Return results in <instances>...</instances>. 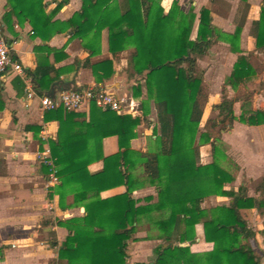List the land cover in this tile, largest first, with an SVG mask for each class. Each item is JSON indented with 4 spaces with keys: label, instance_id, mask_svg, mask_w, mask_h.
<instances>
[{
    "label": "trees",
    "instance_id": "obj_1",
    "mask_svg": "<svg viewBox=\"0 0 264 264\" xmlns=\"http://www.w3.org/2000/svg\"><path fill=\"white\" fill-rule=\"evenodd\" d=\"M10 1L18 4L21 14L42 39L48 38L45 32L50 28L52 35L69 31L72 38L78 39L97 85L111 76L113 68L110 59L90 62L100 53L104 30L108 52L114 56L131 50L129 64L142 78L132 87L133 98L140 99L136 115L102 111L93 102L87 114L58 108L44 115L45 121L58 123L56 139L49 141L59 178L53 193L59 196L60 204L68 192L73 196V205L84 208L82 217L58 221V226L68 234L54 264H126L128 244L135 241L137 223L152 211L168 214L156 226L159 238L166 244L153 250L152 262L139 264H170L165 257L182 264H260L249 243L253 232L240 211L264 207V176L256 188L261 194L259 198L247 197L242 186L237 191L225 189L233 181L232 174L216 160L200 164L195 144L198 134V145L210 144L214 153L211 131L224 132L234 121L249 126L264 124L262 109L242 110L234 117V102L238 101L242 109V99L248 97L231 99L224 89L220 103L213 107L216 118L209 119L204 131L199 132L207 86L197 61L219 39L226 41L233 53H240L235 47L239 30L232 35L220 33L211 25L208 8H201L196 17L191 10L182 11L177 0H173L167 12L159 0H81L80 9L69 20L50 26L41 0ZM195 20V36L191 38ZM255 24V48L264 50V4ZM46 61H39L32 72L26 71L38 94L65 71L54 69ZM253 73L248 57L238 55L224 87L250 86L245 78ZM151 102L155 113L152 135L157 150L135 151L130 142L138 127L149 125ZM108 137H116L118 151L105 157L102 141ZM98 161H102V169L90 173L88 166ZM137 167L142 170L140 179L134 174ZM145 185L156 189L155 204L138 205L139 200L132 197L135 190ZM119 186L125 187L124 193L100 197L101 192ZM210 196L226 197L230 202L201 209L203 200ZM143 200L149 203L152 197ZM199 223L204 240L213 244L212 251L198 255L189 247L172 246L173 242L192 244L195 225ZM261 234L264 237V229Z\"/></svg>",
    "mask_w": 264,
    "mask_h": 264
},
{
    "label": "crops",
    "instance_id": "obj_2",
    "mask_svg": "<svg viewBox=\"0 0 264 264\" xmlns=\"http://www.w3.org/2000/svg\"><path fill=\"white\" fill-rule=\"evenodd\" d=\"M36 1L39 3V0ZM62 1L41 0L43 15L49 19V26L56 22L69 20L81 7V0H66L58 7ZM183 1L177 0L178 5H181ZM195 1L199 2V0ZM200 1L203 2L204 0ZM217 1L231 5L237 2L243 6L240 15H237V12L232 7L229 12H225V15L218 14L220 15L218 16L220 23L215 20L212 23V18L215 15L205 5L200 6L195 14L198 17L201 8H208L211 14V25L219 30L220 33L232 35L237 29L239 30L235 47L241 52L237 54L231 53L234 56V61L221 84V101L224 89L227 92V97L231 98L228 95V90L232 87H224V82L231 75L238 55L246 56L249 52H264V50H256L255 48V23L259 19L260 7L264 4V0H209L210 4H214ZM172 2L173 0H159L160 6L165 12L169 10ZM17 6V3H11L10 0H0V28L3 39L8 46L10 57L19 62L25 72H32L39 61L44 62L46 60L54 69L65 70L57 80L41 91V95H49L51 93L57 95L63 90H81L92 87L104 91L103 82L99 85L95 83L91 70L85 62L87 53L81 49L78 39L72 38L69 31L52 35L50 34L51 28L46 31L48 33L45 32V36L49 34L48 38L42 39L38 34L39 32L32 27L28 19H25V16L21 14ZM225 17L227 20H224ZM196 24L197 20L195 28ZM247 35L249 47L246 46L248 53H245L242 50L243 48L245 49L242 41L244 37L247 38ZM220 42L223 41L216 40L210 47ZM227 46L230 47L229 44ZM54 51H57L58 54L57 52L54 53ZM204 56L197 61L202 73L203 70L200 64ZM128 57L129 53L126 51L114 56L108 52L107 32L104 30L100 39V53L91 58L90 62L96 63L104 59L112 60V73L117 71V78L120 80L123 77L124 84L127 85L134 78L139 80V77L136 76L129 64ZM248 63L254 72L249 75V78H245V81L250 84V79L257 76V71L250 61ZM69 67H72L73 70L68 71ZM28 76L33 83V78L30 75ZM203 80L206 83L204 73ZM260 83L259 87L262 88L264 79ZM131 87H127L126 92L120 95L119 100L129 94ZM244 87L236 86V89H243ZM238 105L241 113L240 103ZM77 112L87 114L88 107H83ZM45 113L46 111H42L39 106L38 97L31 99L26 97L25 83L20 76L10 71L0 75V249H2L0 264H54L57 260L60 244L68 234L65 228L58 226V221L79 218L84 215L82 206L73 205L72 194L65 192L64 198L59 204V196L53 193L54 188L46 187V169L37 161L36 153L44 145L41 137H47L48 140L56 139L58 123L56 121H45ZM153 120L155 121V113ZM245 126L253 129L260 127ZM258 140V138H255V141ZM134 142L135 140L130 142L131 149L138 151V149L134 148ZM117 151L116 137L103 139V156L113 155ZM255 163H258V160L252 155L247 158L245 166L250 165L253 168L252 165ZM102 166V161H98L89 165L88 170L90 173H95L100 171ZM263 176L261 175L260 178ZM239 187L236 189L225 187V189L237 191ZM256 188L257 185L254 188V195L249 196L246 193L245 195L251 198H259L261 194ZM146 191L148 193L141 198L140 193ZM124 192L125 187L119 186L101 192L100 197L108 198ZM146 196L152 197V201L149 203L144 202L143 198ZM132 197L139 200L138 205L155 204L157 202L156 189L148 185L135 190ZM214 198L210 196L204 199L200 208L209 210L217 206L228 205L230 202L229 198L217 197L222 200L229 199V201L227 204L221 205H216L212 203L213 201L208 203ZM248 211L264 218V207L240 211L247 227L253 232V236L249 240L252 251L257 256L259 263L264 264V237L261 234L264 225L255 233L249 227L244 216V213ZM167 215L166 211H152L150 214L140 218L137 223V232L134 235L135 241H131L128 244L126 264L149 263L154 260L153 250L166 244L164 240L159 238L160 233L156 226L160 220L167 218ZM142 225L150 229L152 236H147L139 228ZM195 236V241L192 244L187 242L177 244L173 242L172 246L189 247L192 253L198 255L212 251L213 244L204 240L201 223L195 225ZM165 259L170 264H182L180 260L170 259L169 257H165Z\"/></svg>",
    "mask_w": 264,
    "mask_h": 264
},
{
    "label": "rangeland",
    "instance_id": "obj_3",
    "mask_svg": "<svg viewBox=\"0 0 264 264\" xmlns=\"http://www.w3.org/2000/svg\"><path fill=\"white\" fill-rule=\"evenodd\" d=\"M203 5L209 7L212 10L213 15H215V17L212 18V23L213 20L220 23L221 21L219 20L218 16L223 14L225 15V12H229L231 7L234 8V11L237 12V15H240L243 7L242 4H238L237 2H234V4L232 5L229 3L225 4L221 1L210 4L209 0H204L203 2H201L200 0L199 2L195 0H184L182 4L179 5V7L184 12L191 10L194 14H196L199 7ZM226 17L224 18V20H227ZM235 19L237 20V18ZM195 29L196 28L194 23L191 38H194L195 36ZM243 39L244 40L242 41V43L245 45V49L243 48L242 50L245 53H248V49L246 48V46L249 47L248 35L247 38L244 37ZM219 40L223 42L216 43L212 47H210L200 64L206 80V83H204L207 86V98L204 101L202 107L203 114L199 132L204 131V127L207 126V121L209 119H214L217 116V111L213 107L220 101L221 84L224 78L227 76V72L230 69L232 62L234 61V56L231 55V48L227 46L228 43L222 39ZM130 51L131 50H127L126 52L130 54ZM246 56L248 57V61H250L251 65L256 69L257 76H255L254 78L252 77L253 79H250V86H245L243 89H236V87H232L228 90V95L232 99H235L237 97H248L247 100H244V98L242 99L244 103L241 111L254 109L264 110V86L262 88L259 87V85L261 84L260 81L264 79V52H249ZM136 76L139 77V80H137V82L132 87L141 82L142 78L137 74ZM132 87L129 90V94L122 97L121 99V114L136 115L137 113V106L140 99L133 98ZM238 104V101H235L232 107L233 113L235 115L234 117L236 118L240 114ZM153 110V104L151 102V113L149 115L150 123L149 125L138 127L137 135L135 139H133L135 140L134 148L138 149V151L141 152H154L157 150L156 141L152 135V127L153 125H155V121L153 120ZM259 126L260 127H258V129L256 128V130L246 127L243 123L234 121L231 128L227 129L224 132H218L217 130L211 131L210 142H213L216 146V151L214 153L212 152L210 144H204L201 146L198 145V134L195 140V144L198 146L199 151V163L205 165V163L209 164L213 162V160H216L221 167L228 170L233 176V181L230 184H227L225 187L236 189L237 187L242 186L245 189L246 195L249 196L254 195V188L261 181V175H264V124ZM255 138H258L259 140L255 141ZM252 155H254L258 160V163L252 165L253 168H251L250 165L245 166L247 158L251 157ZM141 172L142 170L140 167H137L134 171V174L138 179L141 178ZM147 193V191L140 193V197L142 198ZM211 197L215 198L210 200V202L208 203H211V201H213L212 203L216 205L227 204L229 201V199L222 200L220 198H217L218 196ZM244 216L249 227L254 230L255 233L259 229H261L262 225H264V218L258 216L254 212H245ZM139 228L143 232H145L147 236H152L150 229H147L146 226L142 225Z\"/></svg>",
    "mask_w": 264,
    "mask_h": 264
},
{
    "label": "built area",
    "instance_id": "obj_4",
    "mask_svg": "<svg viewBox=\"0 0 264 264\" xmlns=\"http://www.w3.org/2000/svg\"><path fill=\"white\" fill-rule=\"evenodd\" d=\"M8 71L23 79L25 83L26 97L28 99L38 97L39 106L42 111L47 112L61 108L66 112H77L83 107H88L89 104L93 102L95 106L102 111L110 110L117 114L122 113L121 100H117L114 95L105 94L103 90L95 87L81 90H63L57 95L55 93H52L51 95L38 94L33 87L30 77L23 70L20 63L10 57L8 46L3 39L0 28V75ZM41 139L44 145L39 151H37L36 158L46 169V187L52 189L59 184V178L51 156L49 147L50 140H48L47 137H41Z\"/></svg>",
    "mask_w": 264,
    "mask_h": 264
},
{
    "label": "water",
    "instance_id": "obj_5",
    "mask_svg": "<svg viewBox=\"0 0 264 264\" xmlns=\"http://www.w3.org/2000/svg\"><path fill=\"white\" fill-rule=\"evenodd\" d=\"M110 79H104L102 82L104 84V92L108 95H114L117 100L121 94L126 92L127 87L133 86V84L137 81L136 78L132 79L127 85L124 84V78L122 77L120 80L117 78V71L111 74ZM71 90V89H68ZM77 90V89H74ZM52 94V93H51ZM50 94V95H51Z\"/></svg>",
    "mask_w": 264,
    "mask_h": 264
},
{
    "label": "bare ground",
    "instance_id": "obj_6",
    "mask_svg": "<svg viewBox=\"0 0 264 264\" xmlns=\"http://www.w3.org/2000/svg\"><path fill=\"white\" fill-rule=\"evenodd\" d=\"M124 94V93H123ZM120 98V97H119Z\"/></svg>",
    "mask_w": 264,
    "mask_h": 264
}]
</instances>
